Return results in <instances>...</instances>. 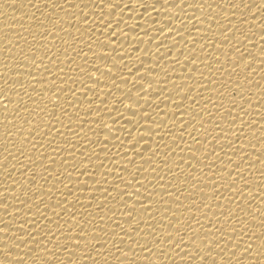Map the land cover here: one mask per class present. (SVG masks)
<instances>
[{
	"label": "bare ground",
	"instance_id": "1",
	"mask_svg": "<svg viewBox=\"0 0 264 264\" xmlns=\"http://www.w3.org/2000/svg\"><path fill=\"white\" fill-rule=\"evenodd\" d=\"M0 264H264V0H0Z\"/></svg>",
	"mask_w": 264,
	"mask_h": 264
}]
</instances>
